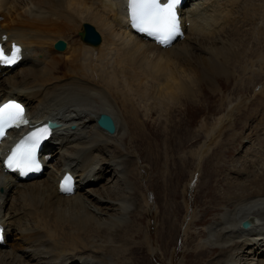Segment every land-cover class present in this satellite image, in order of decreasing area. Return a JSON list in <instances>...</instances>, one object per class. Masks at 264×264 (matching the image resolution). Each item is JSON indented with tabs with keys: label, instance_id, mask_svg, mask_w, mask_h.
<instances>
[{
	"label": "bare ground",
	"instance_id": "bare-ground-1",
	"mask_svg": "<svg viewBox=\"0 0 264 264\" xmlns=\"http://www.w3.org/2000/svg\"><path fill=\"white\" fill-rule=\"evenodd\" d=\"M128 1L71 0L69 7L70 0H0V40L10 46L21 44L25 56L15 64L0 65V102L19 98L27 103L34 123L51 116L61 124L42 146V150L47 148L41 151L43 158L49 159L48 154L52 155V162H48L42 177L19 181L15 175L0 173V189L3 188L0 221L6 225L8 242L15 239L8 243L11 248L0 247V264H127L129 261L149 264L148 256L152 264L151 252L164 261L168 251L174 252L169 264H173L174 257V263L178 257H183L182 264H188L186 249L193 234L197 240L201 239L192 250L197 256L196 262L189 260L190 264H201L200 260L205 257V264H264V137L258 131L264 132V81L260 82L264 80V27L245 30L242 21L246 18L247 28L261 25L257 23L258 16L248 17L245 11L264 14V0H187L179 8L186 37L168 48L134 33L128 21ZM85 22L93 23L101 32L99 46L81 40L79 31ZM248 33L252 36L248 37L249 41ZM3 34L7 37L2 38ZM61 38L68 40L63 52L54 49L55 42ZM10 51L11 48L7 53ZM190 56L195 57L196 66L204 64L200 69L206 74L198 77L197 82L193 78L197 75L193 64L195 69L191 73L194 75L186 79V65L182 62ZM20 65L23 67L14 73ZM219 76L227 83L222 89L218 88L224 100L229 98L223 90H229L235 83H243L242 89H234L237 94L255 95L249 103L245 101L246 96H241L238 105L247 108L238 121L223 125L219 136L226 133L225 127L237 129L240 119L247 115L251 123L248 118L243 129L253 128V120H258L260 128L256 127L259 139L253 149L245 144L250 137L243 136L244 156L226 162L228 167V162L239 163L227 178L228 184L231 182V186L236 187L235 203H231L227 195L224 198L227 203L216 201L211 209L202 210L204 216L198 217L196 211L190 210L195 206L194 198L191 202L188 200L190 186L184 189V205L180 203L182 197L178 191L174 196L165 194L161 205L157 196L160 191L158 194L152 185L155 201L159 202L153 206L148 185L158 179L161 171L177 168L169 178L171 181H166L175 182L181 175L179 166L185 165L187 159L177 155L178 149L154 166L138 165L136 158L120 160L118 151L132 154L131 142L141 136L142 123L133 105L134 95L162 103L168 99L173 102L175 94H189L200 83L198 90L204 82L214 88ZM116 98L125 106H120V111L128 123L127 130H124L123 115L119 116L120 111L115 106ZM255 106L261 108L249 112ZM103 112L115 118L116 133L109 134L97 126L96 119ZM216 145L217 140L200 151L190 152V159H198L196 164L204 171L203 166H210L212 170L208 175L214 167L211 157H206ZM155 149V153L159 152V148ZM235 150H229V154ZM148 158L153 163L157 156ZM55 159L57 163L53 162ZM185 166L194 170L195 165L187 163ZM256 168L261 170L254 172ZM70 169L79 177L77 192L62 195L57 181ZM195 176L191 174L188 180ZM104 181L107 183L99 186ZM139 190L146 191L137 193ZM164 208L173 217L164 212ZM137 216L144 218L142 226ZM251 216L258 218L257 223L248 230L242 229V219ZM148 218L149 229L145 233ZM186 221L188 224L184 225ZM195 224H201V228L193 232ZM160 227L168 229L163 232ZM168 230H172V236L167 239ZM137 231L143 235L146 245H135ZM177 235L184 239L185 250L177 247ZM153 241L158 242V249L151 251ZM138 254L144 258H137Z\"/></svg>",
	"mask_w": 264,
	"mask_h": 264
},
{
	"label": "rangeland",
	"instance_id": "rangeland-1",
	"mask_svg": "<svg viewBox=\"0 0 264 264\" xmlns=\"http://www.w3.org/2000/svg\"><path fill=\"white\" fill-rule=\"evenodd\" d=\"M245 12H247L248 17L249 16H252V17L258 16L259 20L257 19V23L260 22V24H261V25H256V26L250 25L247 28V23L245 22L246 18H243L242 21H243L245 30H251L254 27H259V28L264 27V14H262L263 12L262 13H260V12H248V11H245ZM239 16L242 17L241 14H239ZM261 20L263 22H261ZM1 22L2 21L0 19V24H1ZM229 29H232V27ZM253 34H257V33H253ZM249 36L250 35L248 33L246 35L247 41H249V38H252V36H250V37ZM251 41H252V39H251ZM198 52L199 51H196V53H198ZM247 56L248 55H246L245 58H247ZM194 58L192 56H190V57H188L186 62H182V63L186 65L185 70L187 73V75H186L187 80H188V75L190 77H193L194 74H192L191 72L196 68V74L197 75L193 78L197 82L198 77H203L205 72H202L200 69L204 64L196 66V60H194ZM189 64H191V65H189ZM192 64L195 65V68H193ZM21 67H23V66L22 65L18 66V68H15L13 70V72L17 73L19 68H21ZM189 73H191V74H189ZM254 73L256 74V72H254ZM59 76L61 78L62 73L59 74ZM262 76H263V73H262ZM263 81L264 80H261L260 82H263ZM260 82H258L259 86L262 85V83H260ZM214 83H215V87L212 88V86H210L211 85L210 83L204 82V83H202L201 89L198 90L199 85L201 84L200 83L199 85L194 86L192 88V91L190 92L191 94L189 93L190 95L184 94V93L175 94V101H173V102L172 101L170 102L168 99V100H163V103H162L158 99H151V98L148 99L147 97H143L142 99H140V98H138V95H136V94L134 95L135 102H133V105H134V108L136 110V114L139 117L138 121L140 123H142V124H140V131H139L141 136H137V138H138L137 141L131 142L130 149H131L132 154H128L126 151L123 152L122 150L118 151V153L120 155V160L125 162L129 158H136L138 165H143L145 167H148L149 164L153 165L156 163L158 165V162H160V161L163 163L164 158L169 153H171L174 150L180 149L177 155L181 156L183 158V160L187 159V162H185V165L187 163H192L195 165L194 170H193V168L189 170L190 167L189 166L186 167L184 164L182 166H179V168L181 169L180 170L181 175L179 176V178L177 177V179L174 180L175 182H172L171 184H170V182L168 183L166 181L167 180L171 181V180H169V178H171L172 172L175 171L177 168L174 170H169V172H167V170H165V172L161 171V174L158 175V179H156L157 181L153 179V182L148 185V188H150V191L152 193L151 199H153L152 201H154V204H152L153 206L159 204V202L156 203V201H155L156 193L154 192V188L156 189V191H158V190L160 191V194L158 191L159 195H157V196L160 199L161 205L164 203V201H162V200H164L165 194L171 193V195L174 196L177 194V191L179 192L178 195L181 194L180 196L182 197L180 199V203L182 205H184V201H185L184 200V198H185L184 189L187 185L190 186V188L187 191L188 200H189V202H191L194 198V204H195V206L190 207V210H194V212L196 211L198 214V217H200V215H202V214L204 216V213L202 211L203 209H205L207 207H209L208 210L211 209L210 207L214 206L215 205L214 203H216V201H219V200L224 201V198L227 195L228 196L230 195L229 197L231 199V203H233V202L235 203V201H236V200H234L235 197L233 196L236 193V187L231 186V182L229 185L228 184L229 182H227L228 181L227 178H229L228 173L234 172L233 169L238 167L239 163L235 162V164H234L233 162H228V163H230V165L228 167L226 165V162L232 158L238 159V158L244 156L245 148H244V140H242L243 136L248 135L251 138V139L246 138L245 142H247V143H245V144L249 145L250 148L252 147V149H253L254 143L256 144L258 142V139H259V137L255 134L256 133V127L258 125V122H257L258 120H253V128L244 130L243 125L247 124L248 118L250 120V115H247V116L240 119V122L237 125V129L230 127V126L225 127L226 133H223L221 136H219V130L223 125L234 123V122L238 121V119L242 116L241 114L245 111V109L247 107L238 105L239 99L241 98V96L242 97L246 96L247 98L245 101H246V103H249L250 101L255 99V95L253 93L245 94V95L244 94H241V95L237 94V92H234V89L235 88L242 89L243 83L242 84H236L235 83L231 86V88L229 90H227V91L223 90V92H225V95L229 98L227 101V100H224V94L222 93V91H220L218 89V88L222 89L223 85L227 84L226 81H224L223 76L217 77L215 79ZM161 84H163V82ZM115 100L118 103L117 104L116 101H114V103H116L115 106L117 107V109H119L118 111L122 110L120 108V106L125 108L124 105L122 106V103L120 102V100H118L117 98ZM255 102H258V100ZM136 103H137V105H136ZM235 105H236V107H234ZM260 108L261 107H259V106H257V107L255 106L253 109H249V112L254 111V110H255V112H257L258 109H260ZM119 113H120L119 114L120 117L123 115L122 119H123L124 130H127L128 129L127 128L128 123L125 122V119L123 118V117H125L124 113H123V111L122 112L120 111ZM246 113H248V112H246ZM218 119H221V121L219 124H216L215 122L218 121ZM250 123H251V120H250ZM248 125H250V124H248ZM258 129H260V128L257 127V130ZM258 131L260 133V136L264 137V132L262 133V131H260V130H258ZM240 132L243 133V135L240 134ZM216 140H217V145L206 157V158L211 157L210 159L212 160L213 167H214L211 174L208 175V171L212 170V169H210V166L208 164L206 166H203L205 168V171H204V169L201 167V165L197 166L196 163H197V161H199L198 159H195V158L190 159V156H191L190 152H192L193 150L200 151L201 148H205L207 145L210 144V142L212 143L213 141H216ZM248 141H251V142H248ZM241 142H243V143H241ZM167 146H168V148H167ZM155 147L159 148V152L155 153L156 152ZM124 148H126V147H124ZM234 148L236 149L235 152H232V154H229V150L232 151V150H234ZM110 150H112V147H110ZM155 154L157 156V159L152 163V162H150L148 156L153 155V157H155ZM252 156H254V154H252ZM219 157H220V159H223V160H220ZM216 158L219 159L222 163L221 162L217 163L219 160H217ZM57 161L58 160L55 159L53 162L57 163ZM113 168L116 169L115 167H113ZM260 170H261V168H259L258 170L256 168V169H254V172H257ZM188 171H190V173ZM201 173H203L202 174L203 176H201ZM191 174H196V176L191 181H189L188 178H190ZM188 175H189V177H188ZM106 177H107V174H106ZM160 177H162V179ZM193 181H195L196 184ZM200 182H203V183H200ZM106 183L107 182L104 181L103 183L99 184V186L106 184ZM162 183L164 186L162 185ZM152 185L154 188L152 187ZM173 186H174V188H173ZM195 186L197 188L194 191ZM90 187H92V186H90ZM165 187H166V190L164 189ZM145 191L146 190H139L137 193H144ZM224 202L227 203V201H224ZM173 203H175L174 200H173ZM231 203H229V204H231ZM186 204L188 205V203H186ZM175 205H176V207L178 206L176 203H175ZM225 205L229 206L228 204H225ZM153 206H151V208L154 210L155 207H153ZM159 207L161 208L160 205H159ZM164 212H167L169 214V216L173 217L172 213L165 211V208H164ZM183 213L185 214V211ZM211 214H213V212H211ZM211 214H210V216L213 220L214 216H212ZM216 217H219V216H216ZM163 218H166V217L163 216ZM136 219H137V221H139L141 223V226H142L144 218L142 216H139V217L137 216ZM131 220H133V218ZM149 220H150L149 218L146 219V222H145L146 224H144L145 233L149 229V226H148ZM152 220H154V218H152ZM166 222H167V220L163 222V225ZM187 222L188 221H186V224H184V225H187L188 224ZM182 224H181V228L183 229L184 225L182 226ZM163 225H162V227H163ZM200 226H201V224H195V227L193 228L192 231L194 232V231L200 230V228H201ZM162 227H160L159 229L161 231L163 230V232L166 231V229H168V227H165V228H162ZM154 231H155V229H154ZM150 232H152V231H150ZM150 232H148V235H150L149 234ZM135 234H137V236H136L137 240L135 238V241H136L135 245H137V244L146 245L143 242V240H144L143 235L141 233H139L138 231L135 232ZM171 236H172V230H168L166 232L165 238L168 239ZM181 237L182 236H180V237H178V235L176 236V238H177L176 243L178 245L177 247L185 250L183 248L184 239ZM192 237L189 241L190 243L188 242L189 246L186 249V251H188L186 254V259L188 260V264H190V262L191 263L196 262L197 256L195 254H192V250L194 248V244L196 245L199 242V240L201 239V238H199L197 240L196 234H193ZM137 241L139 243H137ZM11 242L12 243L15 242V239L12 238V241L9 240L8 243L11 244ZM193 242H195V243H193ZM152 243H151L152 245H151L150 250L151 251L157 250L158 249V242L153 241ZM173 244L174 243H172V247H173ZM167 245H169V243H167ZM11 247H12L11 245L6 246V248H11ZM172 253H174V252L168 251V256L165 257L166 259H164V261L163 260L160 261L156 256L153 255V252H151V263L152 264H169V263H171L170 257L172 255ZM180 255L183 256L184 253H180ZM137 258H144V257L138 254ZM182 258L183 257H178L174 263V259H175V257H174L173 264H182V262H183ZM206 258L207 257L201 259L200 263L205 264ZM237 259H239V257ZM149 260L150 259L148 256V263L150 264ZM189 260H190V262H189ZM127 264H132V262L129 261ZM243 264H245V263H243Z\"/></svg>",
	"mask_w": 264,
	"mask_h": 264
},
{
	"label": "snow or ice",
	"instance_id": "snow-or-ice-1",
	"mask_svg": "<svg viewBox=\"0 0 264 264\" xmlns=\"http://www.w3.org/2000/svg\"><path fill=\"white\" fill-rule=\"evenodd\" d=\"M181 0H129L132 26L139 32L147 33L163 44L169 43L179 32L177 6ZM21 49L13 45L9 54L0 46V64L12 65L20 59ZM29 123L22 105L14 100L0 103V140L10 129H19ZM45 128L38 135L30 133L16 143L6 159V166L13 171L27 174L39 169L36 150L47 135ZM71 177L67 176L61 183V190L71 192Z\"/></svg>",
	"mask_w": 264,
	"mask_h": 264
},
{
	"label": "water",
	"instance_id": "water-1",
	"mask_svg": "<svg viewBox=\"0 0 264 264\" xmlns=\"http://www.w3.org/2000/svg\"><path fill=\"white\" fill-rule=\"evenodd\" d=\"M80 36L85 43L97 46L101 43L102 38L99 32L95 27L89 23L84 24L83 31L80 32ZM54 47L58 51H64L67 48V42L63 39H59L54 44ZM97 124L99 127L105 129L110 133L116 132V123L112 115L108 113H101L97 118ZM56 126V124H54ZM255 224V219L251 217L250 219L245 220L242 225L244 228L248 229Z\"/></svg>",
	"mask_w": 264,
	"mask_h": 264
},
{
	"label": "clouds",
	"instance_id": "clouds-1",
	"mask_svg": "<svg viewBox=\"0 0 264 264\" xmlns=\"http://www.w3.org/2000/svg\"><path fill=\"white\" fill-rule=\"evenodd\" d=\"M71 6H72V4H71V0H70L69 7H71Z\"/></svg>",
	"mask_w": 264,
	"mask_h": 264
}]
</instances>
